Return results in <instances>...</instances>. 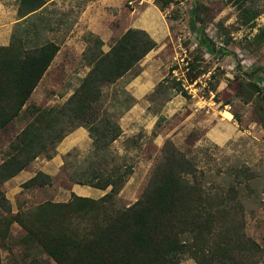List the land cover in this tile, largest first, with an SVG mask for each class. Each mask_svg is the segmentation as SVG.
I'll return each instance as SVG.
<instances>
[{"label":"rangeland","instance_id":"1","mask_svg":"<svg viewBox=\"0 0 264 264\" xmlns=\"http://www.w3.org/2000/svg\"><path fill=\"white\" fill-rule=\"evenodd\" d=\"M0 1L18 5V0ZM118 3L45 0L24 23L12 27L11 34L19 35L24 47L52 40L58 49L22 113L0 128V162L19 131L37 115V109L63 104L87 74L90 62L114 44L117 33L150 25L156 29L157 42L116 80L98 86L91 115L84 120L65 117L62 127L70 129L80 123L82 126L76 128L83 129L88 141L63 152L50 185L23 189L11 178L0 184L10 206L9 220L0 217V264H23L26 260L25 245L19 240L29 222L23 220L22 212L46 199L65 201L57 193L70 188L68 175L73 169H83L94 160L88 131L97 135L103 125L114 127L117 136L99 156L130 169L116 194H110L109 187L100 189V195L109 196L105 205L128 206L138 198L166 140L194 161L197 174L204 176L199 178L204 188H211L215 181L227 182V172L237 167L249 168L255 176L256 182L251 184L258 198L255 202H251L252 195L242 199L232 222L243 223L245 235L263 248L262 259L255 264H264V0ZM92 24L112 34L104 52L98 36L105 34L92 33ZM139 74L148 85L140 98L136 97L135 82ZM58 142L47 145L22 170L34 175L42 166L43 171L44 154H54ZM95 196L86 197H99ZM173 264L196 263L186 255Z\"/></svg>","mask_w":264,"mask_h":264},{"label":"trees","instance_id":"2","mask_svg":"<svg viewBox=\"0 0 264 264\" xmlns=\"http://www.w3.org/2000/svg\"><path fill=\"white\" fill-rule=\"evenodd\" d=\"M44 3L18 0L16 14L29 16ZM154 44L145 31L126 29L106 52L90 62L87 74L63 104L37 109V115L19 131L0 162V184L24 169L47 145L82 126L78 123L64 129L62 123L65 117L84 120L91 115L98 86L116 80ZM57 49L52 40L24 47L14 33L6 46H0V128L18 114ZM57 121L61 123L57 125ZM261 121L264 129V116ZM88 132L95 158L83 169H73L68 179L72 184L101 190L109 187L110 194H116L130 169L99 153L106 151L117 133L105 125L97 135ZM52 154L44 157L49 159ZM227 174V182L215 181L211 188H204L199 179L204 176L197 174L194 161L166 140L145 186L128 206L105 205L109 198L105 195L91 199L70 192L64 202L46 199L23 211V220L29 222L19 240L26 249L23 264H173L186 255L196 264L258 263L263 248L245 235L243 223L232 222L242 199L252 195L251 202H255L258 198L251 184L256 182L255 176L244 165ZM50 184L49 175L36 171L20 187ZM0 210L4 213L1 219L9 220L10 206L1 191Z\"/></svg>","mask_w":264,"mask_h":264},{"label":"crops","instance_id":"3","mask_svg":"<svg viewBox=\"0 0 264 264\" xmlns=\"http://www.w3.org/2000/svg\"><path fill=\"white\" fill-rule=\"evenodd\" d=\"M119 1L120 0H116V1L104 0V4L116 5V4H119L118 3ZM16 9H17V5H13V4L8 5V4H5L4 2L0 1V46H6L9 43L12 27L14 26V24H16L18 22H20V24H21V21L27 16V15H25V16L19 17L16 14ZM93 22H95V21H93ZM92 26H93V28L90 29L92 33L100 34V35L105 34L103 37L98 36V40L101 42L99 48H100V50H102L104 52L105 49L107 50V48H108V46L106 44V40L112 34H110L109 31H107V30L99 31L98 27L95 24H92ZM131 28H137V29L140 28V29L144 30L154 42H157V40H156V37H157L156 36V29H154L153 26L147 25L144 27V26L138 25V26H132ZM123 32L124 31L119 32V34L117 33V37H119ZM101 48H103V49H101ZM143 77H144V75L139 74L137 77L138 79L135 80V82L138 81V83H136L137 88H138L137 89L138 93H136V97H138V98H140L144 94L145 90L148 87L147 83H144L143 80H141ZM41 79H42V76L40 77L38 82ZM38 82H37V84H38ZM148 82H150V80ZM37 84H36V86H37ZM148 84H150V83H148ZM25 105L26 104H24L22 106V108L19 110L18 114L11 121H13L16 117H18L22 113V110L24 109ZM11 121H9V122H11ZM67 136L68 137H66V139H63V140L61 139L60 142H58V146L55 147L54 154L49 159L43 160L44 161L43 163L45 164V166H44L43 171L41 168L42 166L40 167L39 170L41 172H43L49 176H52V173L55 171V169H54L55 166L58 167V165L60 164V159H61L63 152H65L70 146H73V145L76 146L82 142L88 141L87 134H85L83 129H81V128H75ZM43 163H42V165H43ZM49 168H51V169L49 170ZM32 175H33L32 172H29L26 170H21L18 173H16L14 176H12L11 179L15 180L14 182L20 184L23 181L30 178ZM99 191H101V190L97 189V188L90 187V186L71 184L69 189L64 190L62 192L58 191L57 194H60V197H62L66 201L70 196V192H72L75 195L82 196V197L92 196V195L93 196L98 195L99 197H102L104 194L100 195V193H98ZM98 196H95V197H98Z\"/></svg>","mask_w":264,"mask_h":264},{"label":"water","instance_id":"4","mask_svg":"<svg viewBox=\"0 0 264 264\" xmlns=\"http://www.w3.org/2000/svg\"><path fill=\"white\" fill-rule=\"evenodd\" d=\"M262 98H263V96H262Z\"/></svg>","mask_w":264,"mask_h":264}]
</instances>
